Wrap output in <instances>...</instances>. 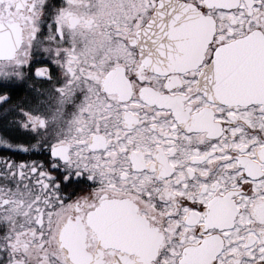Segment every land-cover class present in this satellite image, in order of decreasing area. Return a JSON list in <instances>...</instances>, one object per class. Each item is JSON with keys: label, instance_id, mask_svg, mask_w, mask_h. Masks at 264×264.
Here are the masks:
<instances>
[{"label": "snow or ice", "instance_id": "obj_1", "mask_svg": "<svg viewBox=\"0 0 264 264\" xmlns=\"http://www.w3.org/2000/svg\"><path fill=\"white\" fill-rule=\"evenodd\" d=\"M0 264H264V0H0Z\"/></svg>", "mask_w": 264, "mask_h": 264}]
</instances>
